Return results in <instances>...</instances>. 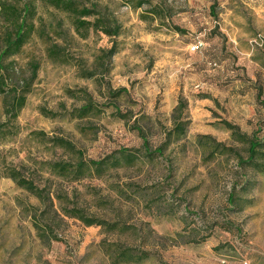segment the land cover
<instances>
[{
	"label": "rangeland",
	"instance_id": "rangeland-1",
	"mask_svg": "<svg viewBox=\"0 0 264 264\" xmlns=\"http://www.w3.org/2000/svg\"><path fill=\"white\" fill-rule=\"evenodd\" d=\"M137 1H82L121 27L108 75L95 60L113 40L100 32L82 39L69 15L36 2V32L5 63L14 76L4 89L29 88L16 119L4 113L9 92L0 94V264H112L106 249L114 244L150 254L132 264H264V175L235 155L210 158L196 141L210 136L246 160L247 145L221 123L264 139V0H147L134 9ZM50 46L61 53L55 62ZM120 89L127 93L110 97ZM82 91L101 112L76 119ZM179 99L186 134L153 161L141 157L100 179L54 171L122 149L142 153L136 128L156 151ZM9 168L42 190L45 204L1 177ZM62 209L126 229L85 227Z\"/></svg>",
	"mask_w": 264,
	"mask_h": 264
},
{
	"label": "trees",
	"instance_id": "trees-1",
	"mask_svg": "<svg viewBox=\"0 0 264 264\" xmlns=\"http://www.w3.org/2000/svg\"><path fill=\"white\" fill-rule=\"evenodd\" d=\"M37 1L69 15L72 19L74 32L80 38H87L90 32H100L113 40L112 46L108 50H101L99 56L95 60V64L102 68L104 75L109 74L111 60L117 54L115 39L119 36L121 27L112 15H108L97 4L86 6L82 2L83 0H0V29L2 31L0 41V94L6 91L9 92L6 95L9 102L4 104V113L13 120L17 118L19 112L24 107L29 88L28 85H25L27 88L20 89L21 91H18L15 87H11L8 90L4 89L14 76L10 64L5 65V63L10 58L18 55L23 46L36 32L33 22L36 16L35 6ZM146 2L147 0H140L137 1L135 5L132 4V6L134 9H138ZM46 55L48 59L55 62L59 60L58 57L61 56V53L57 46H50L47 48ZM36 70L37 65H34L32 78L35 77ZM81 74L83 78L93 79L97 75V71L82 70ZM81 93L83 94L85 105L75 109L71 116L76 119H82L92 114H99L101 111L95 109L91 96L85 91ZM126 93L125 89H120L115 92L110 91V97L117 98ZM186 107L187 103L183 99H179L176 107L172 111V128L166 131L165 141L156 151L152 152L149 149L143 131L140 128H136V131L143 139L142 153L139 150L122 149L99 161H83L79 158L74 164H54L53 169L60 176L69 177L72 181H79L85 178L100 179L110 170L133 166L141 157L153 161L157 156L159 157L163 154L167 146L179 141L185 136L189 125V120L185 115ZM221 125L226 130L230 131L233 139L247 145L246 150L248 155L246 160L233 149L223 144L216 143L210 136H197L196 141L198 145L206 147L210 158L214 157L215 154H219L220 156L226 154L235 155L238 158L240 167L254 169L264 175V139L261 140L256 137L247 138L245 135L239 133L236 126L225 121L222 122ZM60 142H62L63 145L67 144L62 140H60ZM1 177L10 179L17 188L37 198L42 204H45L48 200L42 190H39L32 181L25 179L21 173L14 168L7 169ZM232 198L233 196L230 197L229 200L232 206H234ZM62 212L65 216L78 219L85 227L98 226L108 233L114 231L123 232L126 229L125 226H119L118 223H109L104 220L89 218L76 209H62ZM34 226L37 230L41 229L36 223H34ZM204 240L205 238L202 239L201 242ZM110 247H112V249L107 248L106 254H108L111 260L113 259L112 264L139 263L147 259L150 255L147 252H142L140 256L136 257L130 248L120 244H114ZM113 254L116 255L115 258H113Z\"/></svg>",
	"mask_w": 264,
	"mask_h": 264
},
{
	"label": "built area",
	"instance_id": "built-area-1",
	"mask_svg": "<svg viewBox=\"0 0 264 264\" xmlns=\"http://www.w3.org/2000/svg\"><path fill=\"white\" fill-rule=\"evenodd\" d=\"M199 50V45H195L191 47L192 52H197Z\"/></svg>",
	"mask_w": 264,
	"mask_h": 264
}]
</instances>
